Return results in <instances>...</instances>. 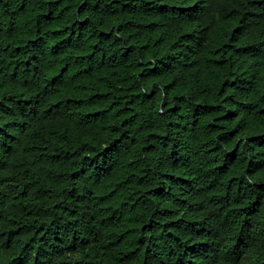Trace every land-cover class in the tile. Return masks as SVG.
Listing matches in <instances>:
<instances>
[{
  "label": "trees",
  "instance_id": "obj_1",
  "mask_svg": "<svg viewBox=\"0 0 264 264\" xmlns=\"http://www.w3.org/2000/svg\"><path fill=\"white\" fill-rule=\"evenodd\" d=\"M0 264H264V0H0Z\"/></svg>",
  "mask_w": 264,
  "mask_h": 264
}]
</instances>
